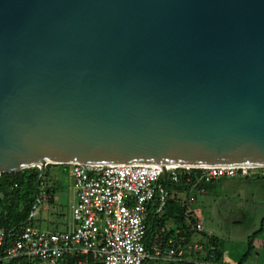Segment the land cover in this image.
Returning <instances> with one entry per match:
<instances>
[{
    "label": "water",
    "instance_id": "water-1",
    "mask_svg": "<svg viewBox=\"0 0 264 264\" xmlns=\"http://www.w3.org/2000/svg\"><path fill=\"white\" fill-rule=\"evenodd\" d=\"M264 167V0H0V174Z\"/></svg>",
    "mask_w": 264,
    "mask_h": 264
},
{
    "label": "built area",
    "instance_id": "built-area-1",
    "mask_svg": "<svg viewBox=\"0 0 264 264\" xmlns=\"http://www.w3.org/2000/svg\"><path fill=\"white\" fill-rule=\"evenodd\" d=\"M73 198L69 220L63 229H43L34 223L23 225L17 232L0 228V264H88L87 256L99 264H144L149 260L183 259L180 247L161 248L145 242L148 207L154 201L158 180L164 168L157 164H69ZM254 169L264 167L207 166L165 167L167 179L177 183L182 175L196 177L193 186L198 193L221 178L247 177ZM47 194L36 199L29 219ZM159 211L163 206L160 195ZM196 228L202 227L197 224ZM171 242V241H170ZM194 250H201L199 243Z\"/></svg>",
    "mask_w": 264,
    "mask_h": 264
},
{
    "label": "trees",
    "instance_id": "trees-1",
    "mask_svg": "<svg viewBox=\"0 0 264 264\" xmlns=\"http://www.w3.org/2000/svg\"><path fill=\"white\" fill-rule=\"evenodd\" d=\"M55 166L68 168L64 165ZM52 167L53 164H47L41 177H39L37 167L0 174V228L17 232L23 225L33 223V220L29 219V214L42 191L47 194L49 202L53 201L55 191L47 186L48 181L54 175ZM190 177L191 179L187 180V176L182 175L177 183L161 177L157 182L155 199L148 207L146 218L145 242L147 247L149 248L152 244L163 249L180 246L185 251L183 259L177 261L149 260L144 264H223L221 241L215 235L205 232L203 228L200 230L196 228L200 219L191 205L198 193V188L193 186L196 177L194 175ZM261 177L263 178L264 175ZM212 182L206 185V189ZM60 188L61 184L58 190ZM161 193L164 202L162 208L157 211L160 206ZM182 193L184 197L180 196ZM195 235L199 237L197 240H195ZM196 242L201 244L202 249L195 250L196 258L187 260V253L189 256L193 255V244ZM254 248L253 242L249 241L246 251L237 264H243ZM87 262L88 264H99L93 261L91 256H87ZM10 264L18 263L13 261ZM68 264H74V260Z\"/></svg>",
    "mask_w": 264,
    "mask_h": 264
},
{
    "label": "rangeland",
    "instance_id": "rangeland-1",
    "mask_svg": "<svg viewBox=\"0 0 264 264\" xmlns=\"http://www.w3.org/2000/svg\"><path fill=\"white\" fill-rule=\"evenodd\" d=\"M52 170L47 186L55 191L53 201L46 196V201L38 204L33 223L43 229H62L73 193L67 169L53 165ZM249 173L247 177L215 180L204 193H197L191 205L202 220L203 230L221 241L223 256L233 263L246 251L249 241L264 245V169ZM198 238L195 235V240ZM196 251L192 256L187 253V260L196 258ZM245 263L253 262L248 259Z\"/></svg>",
    "mask_w": 264,
    "mask_h": 264
},
{
    "label": "crops",
    "instance_id": "crops-1",
    "mask_svg": "<svg viewBox=\"0 0 264 264\" xmlns=\"http://www.w3.org/2000/svg\"><path fill=\"white\" fill-rule=\"evenodd\" d=\"M69 213H70V206H69ZM69 213H68V217L66 218V220L62 223V226H63L62 229L65 228V226L67 225V221L69 220ZM198 217H199V215H198ZM199 219H200L199 223H201L202 220L200 217H199ZM56 229H59V228L55 227L54 229H51V230H56ZM222 257L225 258L223 256V253H222ZM240 258H238L236 260V262H234V263L231 261V259L228 260L227 258H225V259H223V264H237L238 261L240 260ZM248 259H250L253 262L251 264H264V245L262 247L255 246L254 250L252 251L251 255L248 257ZM248 259H246V260H248ZM243 264H246L245 261L243 262Z\"/></svg>",
    "mask_w": 264,
    "mask_h": 264
}]
</instances>
